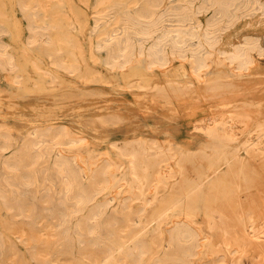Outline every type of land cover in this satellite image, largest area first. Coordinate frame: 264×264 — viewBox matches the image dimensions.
<instances>
[{
	"label": "rangeland",
	"instance_id": "rangeland-1",
	"mask_svg": "<svg viewBox=\"0 0 264 264\" xmlns=\"http://www.w3.org/2000/svg\"><path fill=\"white\" fill-rule=\"evenodd\" d=\"M21 1L0 0V50L18 67L9 74L0 70V192L10 194L12 202L20 196L26 202L36 204L40 214L36 219L13 217L3 208L0 197V264H90L103 249V242L94 243L95 238L91 240L90 237L77 234L76 227L87 219L90 210L105 202L111 190L100 196L98 204L95 202L69 222L68 228L65 226L67 236L60 224L58 210L66 203L71 213V210H75V202L71 200L72 197L68 198L62 186L64 181L58 171V155L51 149L54 146V140L50 141L53 134L42 148L45 158L42 157L30 166L34 167V175L37 176L33 184L24 185L23 174H20L22 172L11 171L5 164H15L20 150L27 142L35 141V130L48 128L54 133L67 128L74 136L84 137L86 144L77 153L89 162L101 160L102 156L108 155L119 171V178L125 179L126 187L136 185L133 187L135 190L129 188L123 192L125 196L122 193L118 196L111 204L113 208L110 207L109 214L128 220H124V226H120V237L124 238L132 230L134 233L139 232L156 246V251L160 249L157 245L160 246L162 237L170 233L173 222L181 220L179 218L182 216L181 209L174 214L161 215V204L176 189L179 190L186 182L197 181L209 170L213 152L212 141L207 134L209 129L218 130L227 141L230 155L235 153L234 149L238 150L239 154L235 153L238 157L236 163L258 167L261 179L237 194L233 216L220 214L215 210L219 206L210 207L208 201L192 213L193 228L196 233H200H197L199 247L191 264H264V9L260 8L253 15L241 18L234 27L223 31L213 51L207 47L206 50L212 55L210 62L207 61L208 69H211L205 70L204 79L200 80L190 67L191 57L182 59L178 54L173 55L169 49L164 68L151 67L147 54L140 56L137 51L123 69L110 68L106 62H110V57L101 46L104 38L111 32L115 33L122 24V13L110 14L107 16L109 18L105 17V21L102 17L107 10L109 14L111 1L117 0H105L104 4L98 0H38L39 6L36 9L39 12L31 29L29 19L20 6ZM124 2V11L134 13L137 10L133 0ZM259 2L264 7V0ZM168 3H165L164 11L170 8ZM211 18L210 13L200 17V39L203 42ZM42 23L46 26L56 24L55 28L49 27L48 31L59 41L57 45L66 52L61 62L79 68L75 75L61 69L55 59H51L48 52L44 51L47 32L38 26ZM94 24L99 25L94 27ZM32 38L39 39L37 44L29 43ZM100 39L102 44L98 45ZM130 40L135 46L139 45L137 39L131 37ZM242 40L256 41L263 54L258 57V53H254L253 63L245 72H239L237 64L231 65L225 61L235 47L244 43ZM149 48L150 45L146 47V52ZM56 64L61 70L55 69ZM225 76L229 81L225 80ZM215 87H219L217 91ZM102 120L105 122L102 123ZM218 127L223 128L220 130ZM8 138L13 139L16 145L2 154L4 141ZM124 148H135L148 168L147 179L143 181L145 185L142 182L143 195L137 186L141 182H134L129 166L121 156ZM72 155L68 154V157ZM166 160L173 173L156 183L159 166H164ZM210 185L203 189L204 194L210 193ZM148 189L156 192L157 197ZM130 191L134 192L133 197H130ZM146 202L150 203L149 207H144ZM159 252L164 251L160 249L153 257ZM113 260L112 264H130L124 255L116 256ZM146 264L153 263L148 261Z\"/></svg>",
	"mask_w": 264,
	"mask_h": 264
},
{
	"label": "bare ground",
	"instance_id": "bare-ground-1",
	"mask_svg": "<svg viewBox=\"0 0 264 264\" xmlns=\"http://www.w3.org/2000/svg\"><path fill=\"white\" fill-rule=\"evenodd\" d=\"M98 1L100 2V4L106 3L105 0H98ZM133 1L137 6V10L134 13H130L129 11H124V5H126L124 0H120V1L117 0L114 2L111 1V6L109 7V9L110 8L111 9H110L109 14L107 13L108 12L107 10L106 14H104L105 16L102 17L104 20L105 17H107L110 14L118 13V12L122 13V20H121L122 24L120 23V20H118L121 25L119 26V23H118L117 26L119 27H117V30L115 31V33L111 34L112 33L111 32L110 33L111 35L109 34V36H107L106 39L104 38L103 44L101 41L102 39L99 40L101 41V43L98 42V45L102 44L101 48L102 50L105 51L104 53H106V55L108 54V56L110 57V62L106 61L111 66L110 68H113L114 70L123 69L134 58L136 51L138 52L140 56L144 55L145 53L147 54V57L150 60L149 62H151V67L164 68L167 65L166 57H167V50L169 49L173 55L178 54L182 59H186L188 56L191 57V61L189 60L190 61L189 64L190 65L192 64V66L190 65L189 66L192 67L194 75L200 80L204 79L203 78L204 71L208 69L207 61L212 56L210 55L209 51L206 50L207 47L208 49L210 48V50L213 51L212 48H214V46L219 42L221 38V33H224L225 30L227 31V29L230 28L231 26L234 27L233 25L236 24L238 20H241V18L253 15L260 8L264 9L263 5H261L259 0H133ZM167 1H169L170 3V8L167 11H164L163 8ZM20 6L22 10L25 12V15L27 16V18L29 19L28 20L29 28L31 29L33 27L34 20L38 16L39 11H37L36 8H38L39 6V1L38 0H22L20 2ZM209 13L212 14V18L206 26L205 37H203L205 38V41H204L205 43H204L200 39V32L202 29V22H201L200 17L204 14H209ZM262 14H263V11H262ZM112 16H115V15H112ZM102 18H101V21H102ZM97 19H98V16H97ZM99 22H95V23L97 24ZM96 24H94V27ZM38 26H41V28L43 30H46L47 32L45 33L47 34V37H46V44L44 43L45 46L43 47L44 51L48 52V55L50 56V58L52 57L55 59V63H57L61 69H65L71 75H73L74 73L76 74V70L77 69L79 70L78 67L76 69L74 65L69 66L61 62V57L63 55H66V52L64 49H62L61 47L57 45L59 41L56 40L48 31L49 27L55 28L56 24H53L52 26H48V25L46 26L45 24L42 23V24H39ZM35 29L37 30V28ZM131 37L138 40V43H139L138 46H135V44L130 40ZM38 41H39L38 38H32L30 39L29 43L34 45V44H37ZM148 45H150V48L148 49V52H146V47ZM99 52L102 53L100 49H99ZM254 53H258L257 54L258 57L263 55L256 41H245L242 45L235 47L234 52L231 55L227 56L226 60L225 59L224 60L229 61L231 65L237 64V67L239 69L238 71L241 72L240 70H244L243 72H245V70H248L249 66L253 63ZM6 56L3 50L1 49L0 50V70L1 69L5 70L9 74L10 72L16 71L18 67L16 66L15 63H13V61H11L12 60L11 58H10L11 60H9V58L7 59ZM223 61L222 63L224 64ZM57 64H56V68L54 66L55 69L58 68ZM209 64L211 65V63ZM60 68L58 69L61 70ZM209 69L211 68L209 67ZM65 70L64 72H66ZM147 70L149 71V69ZM153 70L155 69L153 68ZM144 73H147V72L144 71ZM190 73L193 75L192 72ZM47 74L48 73H46V76ZM161 74L163 75V73ZM215 76H217V74ZM218 76L217 78H220V76L219 77ZM209 77H212V75ZM16 78H14L12 81H14ZM193 79L195 81H198L196 80V78H193ZM225 80L226 81L228 80L226 79V76H225ZM17 81L15 82L16 84L18 83ZM220 81H223V80H220ZM202 83L204 84V82ZM209 83L213 84V82L212 83L208 82V84ZM214 84H217V82L216 83L214 82ZM208 88L209 89L211 88L210 85L208 86ZM218 88L219 87L216 88V91ZM143 89L145 90L146 88H143ZM212 91L214 92V90ZM103 121L104 120H102V123ZM106 122L108 123V121ZM209 128L210 127H208V129ZM222 128L220 130H222ZM204 130H207V129L205 128ZM262 133L263 132H261L260 134ZM51 134H53L52 137H51ZM207 135L210 138V141H212V147L209 144L208 146L211 147L212 152H213L209 170L204 175L200 176L197 181H194V182L185 181L187 184L184 185L183 187H181L182 186L181 184L180 186L181 188L178 187L180 189L179 190L176 189V192L170 195L169 197H167V199L162 204L160 201L161 207L159 211L162 212L161 215L163 214L168 215L169 213L174 214L176 213L177 210L181 209L182 216L179 218L181 220L173 222L174 225L173 224H172L173 226L171 225L172 227L170 228L171 229V231H169L170 233L166 235V237L164 236L162 237L160 246L157 245V247H160V249L163 250L164 252H159L158 255H156L155 257H153L154 254L157 253L160 249L156 251L157 250L155 249L156 246L154 247L153 243L147 238V236L140 235L139 232L134 233L133 230L132 232H129L124 238L118 235V231L121 230L120 226L121 225L124 226L123 223L125 222L124 220L126 219H124L125 218L124 216H123L124 217L123 220L118 218L119 216L117 217L111 216L109 214L111 204H113V202H115L118 199L119 195L121 196V193L123 194V192H125L127 189L133 188L136 185L133 186L134 184H132L128 188L126 187L125 179L119 178L118 176L119 171L118 169H116V167H114L108 155L105 154V156H102L101 160L97 159L98 161L89 162L85 158H83L80 153H77L79 150H81V147L84 144H86V139L84 137L74 136L71 132H69V130H67V128L60 130L58 133H54L51 130V128L50 129L48 128L46 130L44 129L42 131L35 130V132L33 133V138L35 141L27 142V145H25V147L23 146L24 148H22L17 155L15 164L13 162L14 165L12 166V163H9L11 164L12 167H10V165L7 163L5 164L11 169V171L22 172L20 173V174H23L22 177H24V179L22 178L23 180L22 183H24V185H31L34 183L33 182L34 179H35L34 181L37 180V176L34 175V169H33L34 167L30 168V166L37 163L42 157L45 158L43 156L44 149L42 148L46 140L50 137H51L50 141L54 140V143H53L54 146H52L53 148L51 147H48V148L54 149V151L58 155V161H57L58 165L57 166H58V171L60 172L59 174L62 175V178L64 181V184L62 185L64 186L63 189L65 190L68 198L72 197L73 199L71 200L75 202V210L72 211L70 209L71 213H69L68 208L65 205L66 203L65 204L63 203L62 204L63 207L60 208V210H58L59 212L58 214L60 216L59 217L60 224L62 225L64 231H66L65 226H67L69 222H71L72 220H75L79 215L83 214L86 210H88V208L92 204L94 205L95 202H97L98 204L100 196H102L104 193L111 190V193L106 195L105 202H103L102 204L100 203L98 206H95L94 209L90 210V213L87 219L79 223L78 227H76L78 228L77 234L81 236H86L87 238L90 237L91 240L95 238L94 243L103 242L105 245V246L103 245V249L101 250L100 254L96 257L94 256L95 258L91 263L89 262L90 264H110L111 261L116 256H121V255H124L125 260H128V263L130 264H146L148 261H151L153 264H191L192 258L193 256H195V251L199 247L197 239H198V234L200 233V232L199 233L197 232L198 233L197 234L195 232V228H193V220H192L193 214L192 213L195 210L199 209L202 205H204L205 202L208 201V204L210 207H216L217 205L219 206V208L215 210L218 211L220 214L228 216V217L233 216L235 214L234 204H235V198L237 197V194L240 191L249 189L250 186L253 183H255L256 180L261 179V177L258 176L259 174H261L258 167H254L249 164H240L241 162L239 164L236 163V160L238 158L236 154L238 153V150L236 151L234 149L235 153L236 152L237 153L230 155V153L227 150V148L229 147L226 145L227 141L225 137L218 132V130L213 129L212 131L209 129ZM224 135H225V132H224ZM137 143L139 142L137 141ZM15 145L16 143L13 139H10V138L6 139L2 147V154L7 151L12 150V148H14ZM246 147L247 146H245V148ZM208 151L210 150L208 149ZM72 153L74 154L72 155ZM68 154H71L72 156L68 157ZM178 154L180 155L181 153H178ZM121 156L125 160L123 161L128 164L130 173L132 175L131 177L134 178V182L135 183L136 181L141 182V183H138L137 186L140 188V191H142L140 194H142L144 192V187H143L144 182L143 181L146 180L148 176L146 175V172H147L146 170L148 169L146 164L144 163L141 155L138 153V151L135 148H124L121 151ZM163 163H164V166H161V167L159 166V169H158V175H157L158 181H156L155 180L156 178H154L156 183L162 182L164 180V177L166 176L168 177V175L173 173L168 161L166 160ZM171 176H175V175H171ZM240 181H243V183H240ZM209 184H211L210 193L204 194L202 191ZM133 190L135 189L133 188ZM148 191H152V190L148 189ZM152 193L154 192L152 191ZM130 195H129L130 197H133L135 194L134 192H132ZM154 195L156 196V192L154 193ZM0 197L2 198L3 208L7 212H9L13 217L36 219L35 217L40 214V213L38 214V211H37L38 206L36 204L28 203L24 199H22V197L20 196L16 197V199H13L15 202L11 201L12 198L10 197V194L0 192ZM138 198L140 199L142 197H138ZM149 205L150 203L146 202L144 207L146 206L149 207ZM40 217H42V215H40ZM220 217L222 218L223 216H220ZM135 218H131L132 221H134ZM135 224L136 222H134V225ZM66 228H68V226ZM65 233L66 235L68 234L67 231ZM83 239L85 240V237ZM69 243L70 241H68V244ZM201 244L202 243H200V245ZM93 249L96 250L95 248ZM234 250H237V249H234Z\"/></svg>",
	"mask_w": 264,
	"mask_h": 264
}]
</instances>
